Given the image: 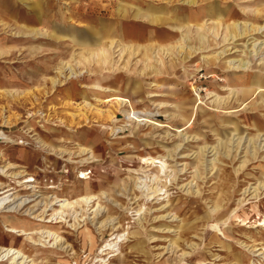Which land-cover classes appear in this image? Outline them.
Listing matches in <instances>:
<instances>
[{"label": "rangeland", "instance_id": "obj_1", "mask_svg": "<svg viewBox=\"0 0 264 264\" xmlns=\"http://www.w3.org/2000/svg\"><path fill=\"white\" fill-rule=\"evenodd\" d=\"M193 1L0 0V168L13 164L0 173V193L11 189L15 205L0 213V248L21 251L0 264H264V45L257 55L252 48L264 32L225 42L214 16L263 27L264 0ZM137 10L145 17L135 19ZM195 18L218 31H208L209 49L190 55L195 29L176 23ZM186 33L184 52L158 51L159 40ZM236 59L249 67L229 69ZM84 96L114 121L83 106L89 121H73ZM150 157L164 166H148ZM25 180H35L36 194L17 183ZM91 189L105 194L90 205L62 211L53 201ZM111 242L115 252L100 254Z\"/></svg>", "mask_w": 264, "mask_h": 264}, {"label": "bare ground", "instance_id": "obj_2", "mask_svg": "<svg viewBox=\"0 0 264 264\" xmlns=\"http://www.w3.org/2000/svg\"><path fill=\"white\" fill-rule=\"evenodd\" d=\"M188 3L190 4H192V3H194V1L193 0H188ZM148 12H147V14H149V16L151 17V20L149 21L150 23H156V25L157 24H159L160 22H161V18H160V12L158 11V12H156V11H154L153 10V8H149L148 10H147ZM257 12H259L258 10H256ZM120 14H123V17H125V15H126V10L125 9H123V8H121L120 9ZM145 15L146 14H143L142 15V10H137L136 11V13H135V16H134V18L135 19H141V18H144L145 17ZM159 15V16H158ZM214 16H216V18H217V26H222V27H224L225 26V29H226V35L223 37V41H229V40H232V39H236V38H238L239 39V37H244V36H246L250 31L251 32H259V31H262V32H264V26L263 27H258V26H254V25H251V28H249L248 27V24L247 23H243V25L242 24H239V22H237L236 20L237 19H235L234 18V16L233 15H231V14H227V15H225L224 13H222V12H219V13H215V15ZM146 19H148V16H146ZM177 25V28L179 29V30H181V29H184V28H186V27H188V29H189V33H190V31L192 30V29H195V31H194V33H195V35L192 37L193 38V40H194V43H195V45H196V47H194V48H189V50L187 51V52H189V54L190 55H192L193 54V49L194 50H199V51H205V50H207V49H209V45H208V31L209 32H211L212 31V33L213 34H215V33H217V31H218V28H217V26L216 27H211V26H207V24H205V23H202V20L200 19V18H195L194 20H188L187 22H178L177 21V23H176ZM175 29H176V27H175ZM30 32L29 33H27V34H32V32H34V30H29ZM93 34H95V33H97L96 32V30H93V32H92ZM168 36H169V39H161V41L159 40V43H162V42H164L163 44H161V45H159V47H158V51L160 52V51H164L165 52V50H167L168 49V53L171 55V56H173V53H175V51L178 49L179 51H180V53H182V52H184V47H182V45H183V43H182V40H184V43H186V44H189L187 41H186V38H189L190 36L186 33V35H182V39H181V41L180 40H178L177 39V37L174 35V34H169V35H167V38H168ZM171 36V37H170ZM146 40H148V39H146ZM149 41V40H148ZM257 41V40H256ZM256 41H254V43H253V45H252V48H253V50H254V53L257 55L258 54V51H259V49H260V46H262V44L264 45V42H261V44H257V42ZM193 43V44H194ZM163 45H167V46H163ZM150 47H153L152 45H149ZM165 47H167V49H165ZM150 51V50H149ZM149 51H147L146 52V54L148 55V56H151V53H149ZM219 55L220 54H218V55H216V56H211V57H207V59L208 60H210L209 61V65H211L212 66V64L213 63H215V61L218 59V57H219ZM216 58V59H215ZM148 59V62H147V69H151L152 68V65H151V58H147ZM213 60H214V62H213ZM213 62V63H212ZM226 64H227V67L229 68V69H234V70H243V71H245L248 67H249V63L247 62V61H245V60H243V59H236V60H231V61H228V62H226ZM59 75L60 76H62V77H64V74L60 71L59 72ZM75 73H73V71H71L70 73H69V79H71V78H73V77H75ZM238 81L239 80H241V79H237ZM235 82V81H234ZM51 83H52V85H56L57 83H58V81L57 80H51ZM248 83H250V81H247L246 79L244 80V79H242V81H241V84H247L248 85ZM257 85H259V87L261 88L262 87V81L261 80H258L257 82ZM255 84V83H254ZM93 88V87H92ZM247 88V87H246ZM93 89H97V90H101V91H105V92H112V93H116V91L114 90V91H109V90H103V89H100L99 87H94ZM136 90H139V89H137L136 88ZM15 93V92H14ZM243 100H246L248 97H249V90H247V89H245V90H243ZM7 94H13V92H11V93H9V92H7ZM31 93L30 92H28L27 93V95H30ZM135 94H137V92L135 91ZM32 95V94H31ZM117 100V102L119 103V105L118 106H120V108H121V105H123V104H125L126 103V101L125 100H123V99H116ZM220 101H222V100H218L217 101V104H218V107H220L221 105H222V102H220ZM107 102H110V101H107ZM100 103H101V101H100ZM70 104V103H69ZM83 104V105H82ZM82 104H79V103H77V107H78V109L79 110H81L80 111V113H70V117H71V119L74 121V119H76L77 117H82V119H80V120H84V121H86V122H88L89 121V116H86V113L85 112H83L82 111V109H81V107L83 106V107H90V109H92V110H96L97 112H98V115L99 116H101V118H103V117H107L108 116V119L110 120V121H114V116H113V114L115 113L114 111L113 112H109V113H111V114H108V115H106V116H104V113H102L100 110H97V109H95L94 107H92V105L91 104H89L88 102H87V100H86V97L84 96L83 97V101H82ZM81 106V107H80ZM179 109H180V107H179ZM137 114V113H136ZM136 114H134V113H127V118H129V119H134V115H136ZM98 120V119H97ZM183 120H186L185 118L183 119ZM187 121V120H186ZM256 127V126H255ZM257 128V127H256ZM235 132H237V134L239 135V138H237L235 141L237 142V145H241V143H242V139L243 138H240L241 136H240V132H239V130L238 129H236L235 128V130H234ZM258 138L260 137V136H257ZM4 138H7L6 136H5V133L3 132V131H0V140H2V139H4ZM225 138V137H224ZM223 140V139H222ZM234 141V142H235ZM253 140H249V141H247L249 144H252V145H254V146H256L255 145V142H252ZM234 142H233V139H229V142L227 143V145L228 146H232V143L234 144ZM225 144V143H224ZM263 147H264V145H263ZM83 152H85L86 150L85 149H83L82 150ZM176 152V149L174 150V153ZM206 153V148H202L201 149V151H199V156H201V157H203V155ZM4 157V154L3 153H0V158H3ZM22 159L24 160V157H22ZM159 160V161H158ZM143 162L145 163V164H147L148 166H155L156 164H159V165H161L162 167L164 166V162H163V159H162V157L161 158H154V157H150V158H147V159H143ZM199 162V165L201 166L202 165V161H201V159L198 161ZM7 165V168H4V167H1L0 168V173H7L8 171V168H11V167H13V164L12 163H7L6 164ZM17 168V167H16ZM7 171V172H6ZM158 172H160V170H158ZM24 171L23 172H16L15 174H13V173H11V174H8V175H10V177H11V179H18L19 177H21V176H23L24 175ZM86 173H81V176L80 177H78L79 179H82V178H85L86 177ZM154 177H158V176H154ZM30 182L31 183H33V182H35V180L34 181H28V180H25V181H23V182H20V181H18L17 183H19V186H22V187H24L25 188V190H31L32 188L34 189L33 190V192L36 194V190L35 189H37V185H30ZM2 184L0 183V186H1ZM9 187V186H8ZM8 187H4L3 188V190H5L6 188H8ZM49 189L50 188H54L53 186H50V187H48ZM142 188V187H141ZM16 189V188H15ZM1 190V189H0ZM92 191H90L89 193H85V194H82V195H80V197L77 199V200H74V202H72V203H66V200H58V198L59 197H56L53 201H55V200H57V202H59L60 203V205H59V209L60 210H62V211H64V209L66 208V207H69V208H72V207H77V206H81V205H90L92 202H96V201H98V200H100L101 199V197L102 196H104V194L105 193H99V192H95L93 189H91ZM159 191H162V189H158V188H156L155 189V191L153 192V193H157V192H159ZM14 194V193H13ZM13 194L11 193V189H9V190H7V191H4V192H2V193H0V213H2V211H7V213L8 212H10V211H12V210H14L15 209V205L14 204H12V203H14V198H13V200L11 199L12 198V196H13ZM148 195V194H147ZM28 199H30V197H28V198H26L25 200H23V201H21V203L20 204H18L19 206H24L25 204V202H26V200H28ZM53 199V198H52ZM20 200H21V198H20ZM19 200V201H20ZM46 200V199H45ZM47 206H48V204L46 205V208L44 209V211H46V209H47ZM91 207H93V205L91 206ZM59 209L58 210H55L54 211V213H53V215H55L56 214V212H58V213H60L59 212ZM99 209V206H98V208L97 209H95L94 210V212H96L97 210ZM67 210H69V209H67ZM43 211V213L42 214H44L45 212ZM60 215V214H59ZM59 217V216H58ZM46 219V218H45ZM55 219H57V218H55ZM109 219V218H108ZM43 220V219H42ZM42 220H40V221H42ZM52 221V219L50 220H47L46 221V223H49V222H51ZM108 221V220H107ZM10 230V232H20L21 234H26V235H30V234H33V233H28L27 234V232H26V230L25 229H23V228H21V227H16V226H10V227H8ZM21 228V229H20ZM18 229H20V230H18ZM37 233V232H36ZM48 236H52V235H54L53 233H51V231H49L48 230ZM20 235V234H19ZM34 235V234H33ZM25 236V235H24ZM55 236V235H54ZM89 236V235H88ZM51 238V237H50ZM88 239L90 240V244L91 245H93L94 244V241H93V239L91 238V237H88ZM115 239H117V237L115 238ZM120 239H121V237H120ZM114 240V239H113ZM118 241H119V239H118ZM117 244H118V242H116V243H113V242H111V243H108V244H105L101 249H100V254H102L103 252H105V251H110V252H115V250H114V247H116L117 246ZM14 254H16V255H18V257H19V255H21V251H17L16 253H15V251L14 250H12V249H9V248H0V256L1 255H3V257H9L10 255L11 256H13ZM16 258V257H15ZM15 258H14V260H15Z\"/></svg>", "mask_w": 264, "mask_h": 264}]
</instances>
